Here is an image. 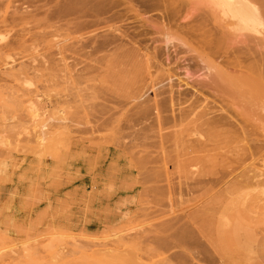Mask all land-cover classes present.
<instances>
[{
	"label": "rangeland",
	"instance_id": "rangeland-1",
	"mask_svg": "<svg viewBox=\"0 0 264 264\" xmlns=\"http://www.w3.org/2000/svg\"><path fill=\"white\" fill-rule=\"evenodd\" d=\"M78 20L91 18L62 0H0V264H264V150L249 148L263 133L211 140L177 120L161 143L156 111L142 119L137 102L175 91L188 62L119 109L79 42L102 30Z\"/></svg>",
	"mask_w": 264,
	"mask_h": 264
},
{
	"label": "bare ground",
	"instance_id": "bare-ground-1",
	"mask_svg": "<svg viewBox=\"0 0 264 264\" xmlns=\"http://www.w3.org/2000/svg\"><path fill=\"white\" fill-rule=\"evenodd\" d=\"M62 6L66 10L78 8L91 18L83 23L78 20L77 26H93L96 30H102V33L86 39V43L83 42L84 38L79 37V42L83 50H91L87 59L91 71L96 72L93 81L100 84L103 93H107L104 97L114 100L113 104L119 109L136 98L139 88L141 92L148 83L154 84L155 72L162 71V78L173 82L179 60L188 62L183 68L185 78L177 79L175 91L153 88L150 96L149 93L148 97L137 102L140 104L138 114L142 119H146L152 110L156 111L153 125L156 138L161 143L171 136V129L177 120L190 123L189 126H195V129L196 125H206L211 140L222 135L232 139L235 135L250 142L257 136L256 128L264 135V0H62ZM150 13H157V16L154 18ZM178 19H182L184 24H179L182 21L176 22ZM130 22L139 23L140 32L130 31ZM181 34L194 37L196 42L186 41L180 37ZM159 36H162L163 46L154 45ZM174 40L178 41V45L172 43ZM97 53H102L99 59L95 58ZM84 54L85 57L80 56L86 59L87 53ZM182 54L185 57L179 56ZM73 61L76 62V59ZM85 65L83 60L76 62L77 72L82 74ZM193 78L196 79L192 81ZM184 80L189 84L180 91L178 88H181ZM230 88H234V91ZM218 103L220 106H216ZM240 109L243 111L237 112ZM105 120L101 118L100 123L96 121L94 130L100 129ZM199 132V138H203ZM206 139L204 141H209ZM152 147L155 148L153 142ZM249 148L254 153L259 149L263 151L264 136L262 140L257 136ZM262 182L264 185V180ZM197 183L200 181H195Z\"/></svg>",
	"mask_w": 264,
	"mask_h": 264
}]
</instances>
